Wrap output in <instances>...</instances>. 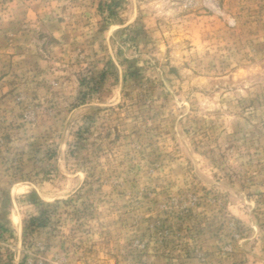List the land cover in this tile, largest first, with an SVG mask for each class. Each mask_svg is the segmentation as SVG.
Returning a JSON list of instances; mask_svg holds the SVG:
<instances>
[{
	"label": "rangeland",
	"instance_id": "obj_1",
	"mask_svg": "<svg viewBox=\"0 0 264 264\" xmlns=\"http://www.w3.org/2000/svg\"><path fill=\"white\" fill-rule=\"evenodd\" d=\"M0 264H264V0H0Z\"/></svg>",
	"mask_w": 264,
	"mask_h": 264
}]
</instances>
